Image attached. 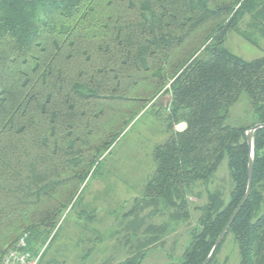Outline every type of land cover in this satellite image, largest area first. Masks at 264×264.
<instances>
[{
	"label": "trees",
	"instance_id": "16d2710c",
	"mask_svg": "<svg viewBox=\"0 0 264 264\" xmlns=\"http://www.w3.org/2000/svg\"><path fill=\"white\" fill-rule=\"evenodd\" d=\"M255 1L0 0V262L24 232L36 253L55 237L114 144L151 108L168 136L141 199L180 222L204 185L180 264L206 260L247 189L246 132L264 122V55L248 60L225 46ZM233 109L244 118L230 122ZM229 235L238 264H264V128L254 133L250 196L223 242ZM145 250L118 264H141Z\"/></svg>",
	"mask_w": 264,
	"mask_h": 264
},
{
	"label": "rangeland",
	"instance_id": "374dc122",
	"mask_svg": "<svg viewBox=\"0 0 264 264\" xmlns=\"http://www.w3.org/2000/svg\"><path fill=\"white\" fill-rule=\"evenodd\" d=\"M254 6L255 11L244 15L225 42L231 52L248 60L264 55V0H256ZM169 101V95L161 96L159 109L165 111ZM237 111L230 122L243 117ZM184 127L183 123L176 128ZM167 136L163 117L154 108L123 133L77 204L62 218L55 237L38 248L42 250L48 245L43 255L45 263L57 260L58 264H118L145 248L141 264H180L199 216L195 207L206 203L208 194L204 185H197L190 197L191 217L180 222L171 221L169 211L159 203L141 199L156 168L154 148ZM217 177L227 193L230 179L225 166ZM140 229L142 235L133 240L132 247L115 246V232L120 231L121 239L129 241L127 235ZM221 245L214 264H238L239 249L233 237L229 235Z\"/></svg>",
	"mask_w": 264,
	"mask_h": 264
},
{
	"label": "water",
	"instance_id": "95a60500",
	"mask_svg": "<svg viewBox=\"0 0 264 264\" xmlns=\"http://www.w3.org/2000/svg\"><path fill=\"white\" fill-rule=\"evenodd\" d=\"M261 128H264V122L255 124L246 132L247 143H248V147H249L247 189H246V192H245L243 198L241 199L237 208L235 209L234 213L232 214L229 221L227 222V224L223 228L222 232L220 233V235H219L217 241L215 242L210 254L208 255V257L206 258V260L202 264H208L211 261L215 252L217 251L218 247L222 243L225 235L227 234L230 226L232 225L233 221L235 220V218L237 217V215L239 214V212L241 211V209L243 208L244 204L246 203V201L248 200V198L250 196L251 189H252V183H253V175H254V133H255V131H257L258 129H261Z\"/></svg>",
	"mask_w": 264,
	"mask_h": 264
},
{
	"label": "built area",
	"instance_id": "2783aa9c",
	"mask_svg": "<svg viewBox=\"0 0 264 264\" xmlns=\"http://www.w3.org/2000/svg\"><path fill=\"white\" fill-rule=\"evenodd\" d=\"M28 238V233L24 232L15 246L6 253L0 264H56L42 261L46 246L37 253L33 252L28 246Z\"/></svg>",
	"mask_w": 264,
	"mask_h": 264
},
{
	"label": "crops",
	"instance_id": "0c3cea01",
	"mask_svg": "<svg viewBox=\"0 0 264 264\" xmlns=\"http://www.w3.org/2000/svg\"><path fill=\"white\" fill-rule=\"evenodd\" d=\"M92 216H95V214H93ZM133 223H137V220L135 221H133ZM137 227V226H136ZM141 228V227H140ZM132 232V231H131ZM141 232V233H140ZM120 234V231H117V232H115V235H116V245L115 246H121V247H132L133 246V240L135 239H137L138 240V238L142 235V229H140V231L139 230H136V231H133V233H130V235L128 234L127 235V238H130V242L131 243H129V241H124V240H122L121 239V235H119ZM128 243H129V245H128ZM138 246H139V244H138Z\"/></svg>",
	"mask_w": 264,
	"mask_h": 264
}]
</instances>
